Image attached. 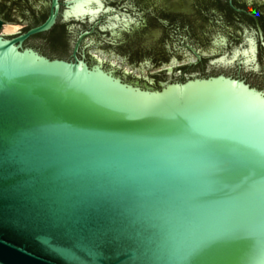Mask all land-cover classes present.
I'll list each match as a JSON object with an SVG mask.
<instances>
[{"label": "water", "instance_id": "water-1", "mask_svg": "<svg viewBox=\"0 0 264 264\" xmlns=\"http://www.w3.org/2000/svg\"><path fill=\"white\" fill-rule=\"evenodd\" d=\"M8 3L22 24L23 12H43ZM69 3L67 16L92 20L105 6ZM111 4L124 10V2ZM254 5L264 15V0ZM129 12L143 20L146 9ZM58 16L54 0L43 23L0 34V264H264V53L254 39L243 54L247 64L257 60L255 85L217 74L155 87L104 68L100 52L88 63L77 55L80 42L69 58L47 35L24 45ZM229 21L264 45L260 25ZM185 27L166 24L157 54L119 49L106 32L89 33L83 47L97 43L136 68L150 61L156 73L184 60ZM220 29L201 19L186 41L206 50ZM144 72L141 83L163 79Z\"/></svg>", "mask_w": 264, "mask_h": 264}, {"label": "flooded vegetation", "instance_id": "flooded-vegetation-1", "mask_svg": "<svg viewBox=\"0 0 264 264\" xmlns=\"http://www.w3.org/2000/svg\"><path fill=\"white\" fill-rule=\"evenodd\" d=\"M9 1L13 5L26 6L34 13L36 8H41L43 11H41L42 13L40 15H28L26 12H23L24 16L29 18L28 27L18 33L8 34L7 36L10 37L17 36L43 23L49 17L54 2V0H0V9L7 14L5 16L0 14V19L3 20V26L6 23L19 24L20 21H22L19 18L11 20L9 12L6 13V9L3 6L9 5ZM57 1L59 4V16L55 25L46 32L30 36L25 41V46H29L28 44L30 41L40 35H47L48 40L51 42L53 31L58 29L61 31V37L64 41V45L61 46V51L69 53L68 56H64L63 58L71 57L75 45L80 42L77 55L85 59L88 63H97L98 59L94 52H100L107 55V58H105L102 63L104 68L115 71L117 75L125 77L130 82H138L141 85L149 84L155 87H158L161 82L169 80L184 81L192 76L201 77L217 74H225L253 84L249 77L259 74L257 60L254 63L247 64L244 60L245 55L243 54V50L249 48V39L253 38L256 45V54L258 55L259 49L264 53L263 42H260L259 48L255 36L252 34H240L234 31L232 28L233 26L231 27L229 25V20L233 18L236 20L246 19L254 24L257 31H259L258 25H260L264 36V15L255 8L254 4L257 0H248L254 2L253 6H249L246 0H102L105 5L104 10L93 20L89 16H67V11L71 6L69 3L70 0ZM112 1L118 3L124 2L125 4L122 6L124 10H120L113 6V4H111ZM135 8H140V10L141 8L146 9L143 20H141V14H135L138 17H134L133 14L129 12H134ZM116 16H118L121 21H118ZM210 17L214 19L221 28L218 34L219 36H213L212 47L206 50L203 48L199 49L195 44L187 42L186 37L190 39V35H194L200 20ZM71 19L87 23L89 25L88 29L77 33L75 25H66ZM125 20H128V24L125 23ZM113 21H117V25L111 27L109 24ZM155 23L162 26L159 25L157 29L156 27L153 29L151 25ZM166 24L175 28L176 31H182V26H186L185 30L188 35L180 37L184 40V45L187 47L188 52L184 56L183 61L175 58L176 63L172 65V68L171 64L174 60L160 66L156 73H150L153 68L150 61H147L148 66L144 65L143 67L136 68L128 64L127 59L123 58L121 55L115 52L106 53L104 50L98 49L97 43H92L86 49L83 47L85 36L89 33L93 35L95 33L106 32V34L110 36V39L114 40V42L111 43L112 45L121 44L119 49H130L132 52H139L141 47L149 46L147 47L149 49H147V51L152 54H157L160 51L158 47L160 45V37L168 35V32L164 29ZM2 28L0 29V34H4L1 33ZM69 37L74 41L72 45ZM141 38L144 39V43H141ZM120 40L122 42L118 43ZM87 49H89V51H87ZM236 49L240 50L238 57L234 56V51ZM38 50L42 51L40 48ZM223 56L228 58L233 57V59L228 62H222L220 58ZM113 60H116L117 63L112 62ZM179 62L185 63L178 65ZM127 66L130 67V71H126L125 68ZM183 66L186 67L182 68ZM145 67L146 71H149L150 74L162 77L163 79L157 80V84L152 83L149 79H144V82L141 83L140 78L142 75H145ZM134 70H137L140 74ZM260 71L264 73V69H260ZM129 76H132L134 79H129Z\"/></svg>", "mask_w": 264, "mask_h": 264}, {"label": "trees", "instance_id": "trees-1", "mask_svg": "<svg viewBox=\"0 0 264 264\" xmlns=\"http://www.w3.org/2000/svg\"><path fill=\"white\" fill-rule=\"evenodd\" d=\"M51 42H52V45L55 47L64 45V41L62 40V37H61V31H59L58 29H55L53 31L51 35Z\"/></svg>", "mask_w": 264, "mask_h": 264}, {"label": "bare ground", "instance_id": "bare-ground-1", "mask_svg": "<svg viewBox=\"0 0 264 264\" xmlns=\"http://www.w3.org/2000/svg\"><path fill=\"white\" fill-rule=\"evenodd\" d=\"M4 25L2 31L6 33H12L20 29V25L16 23H6Z\"/></svg>", "mask_w": 264, "mask_h": 264}, {"label": "rangeland", "instance_id": "rangeland-1", "mask_svg": "<svg viewBox=\"0 0 264 264\" xmlns=\"http://www.w3.org/2000/svg\"><path fill=\"white\" fill-rule=\"evenodd\" d=\"M19 25H20V28H23L25 26H28V24H22V23H19Z\"/></svg>", "mask_w": 264, "mask_h": 264}]
</instances>
